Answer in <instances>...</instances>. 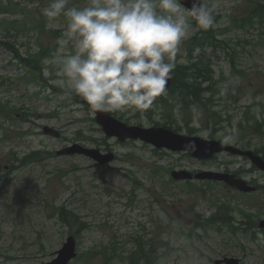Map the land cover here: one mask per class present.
I'll list each match as a JSON object with an SVG mask.
<instances>
[{
	"label": "rangeland",
	"instance_id": "obj_1",
	"mask_svg": "<svg viewBox=\"0 0 264 264\" xmlns=\"http://www.w3.org/2000/svg\"><path fill=\"white\" fill-rule=\"evenodd\" d=\"M200 1L213 9L214 24L205 30L188 18L175 87L148 110L110 113L130 126L205 140L230 135L226 144L264 159V0ZM52 2L0 0V264L50 263L69 237L78 246L72 264H264V172L226 153L199 162L108 138L87 101L66 87L60 69L75 53V37L63 13L43 16ZM87 4L68 0L66 8ZM43 51L38 74L28 71L22 61ZM37 75L50 88L41 78L25 82ZM183 84L197 93L198 116L186 106L191 99L175 97ZM44 126L61 137L46 136ZM77 145L115 161L101 167L85 156L57 155ZM174 171L233 174L259 190L176 181ZM139 246L144 253L134 259Z\"/></svg>",
	"mask_w": 264,
	"mask_h": 264
},
{
	"label": "clouds",
	"instance_id": "obj_2",
	"mask_svg": "<svg viewBox=\"0 0 264 264\" xmlns=\"http://www.w3.org/2000/svg\"><path fill=\"white\" fill-rule=\"evenodd\" d=\"M67 3L53 0L41 12L49 21L62 13L68 18L75 53L63 59L60 71L66 87L98 112L150 109L167 95L188 18L205 30L214 24L213 9L200 0L188 9L181 0H88L83 8ZM192 112L200 114L196 106Z\"/></svg>",
	"mask_w": 264,
	"mask_h": 264
},
{
	"label": "water",
	"instance_id": "obj_3",
	"mask_svg": "<svg viewBox=\"0 0 264 264\" xmlns=\"http://www.w3.org/2000/svg\"><path fill=\"white\" fill-rule=\"evenodd\" d=\"M181 3L186 7L190 8L192 5V0H181ZM172 76V75H171ZM172 83V78L168 81L166 88L170 87ZM97 121L104 127L106 134L109 137H118L122 142L127 139L138 140L141 139L145 142L151 143L158 148H169L175 151H190L191 155L199 160H208L214 157L215 154L227 151L233 155H240L248 157L251 162L256 165L260 170L264 171V160L255 155L250 151H242L235 146H228L217 141H206L200 138L186 137L182 135L175 134L174 132L165 128H141L137 126H126L114 119L108 112H98ZM45 134L59 137L60 134L49 127L44 129ZM83 154L89 156L101 165H106L114 160L113 155H102L98 150H87L81 147H77L74 150L67 149L60 153L64 154ZM173 177L176 180H186V179H197V180H219L224 181L232 187H236L242 192L252 193L256 191V188L248 186L243 180H239L236 176L232 175H221L214 173H200V174H190L187 172H174ZM260 228H264V220L260 222ZM59 258L50 264H69V262L76 257V242L74 238H69L68 242L64 245L63 249L59 252ZM216 264H241L239 260L236 259H224L219 260Z\"/></svg>",
	"mask_w": 264,
	"mask_h": 264
},
{
	"label": "trees",
	"instance_id": "obj_4",
	"mask_svg": "<svg viewBox=\"0 0 264 264\" xmlns=\"http://www.w3.org/2000/svg\"><path fill=\"white\" fill-rule=\"evenodd\" d=\"M47 54H48V52L43 51L39 55H36V56L31 55V56H29L27 59H24L22 62L26 66L28 71H32L33 73L38 74L39 69H37L36 67L40 66L39 61H40L41 57H46ZM18 58L20 60L23 59V58H21L19 56H18ZM38 78H41L43 80V82L46 84V86H48V83L46 82V80L40 75L39 76L38 75L37 76H32L29 79L25 78V82L29 83L31 81H36ZM21 80H23V79H21ZM175 83H176V80L174 79V83H173L174 87H175ZM173 86H172V88H173ZM189 89H191V88L187 87L185 84L181 85L178 88V90L176 91L175 97L180 99V100H183V101L191 99V101H189L186 104V106L192 109L193 106L197 105V103L195 101V99H197V93L196 92H190ZM143 253H144L143 246H139L138 249L135 252L132 253V255H133V258L135 259L137 257L140 258L143 255Z\"/></svg>",
	"mask_w": 264,
	"mask_h": 264
}]
</instances>
